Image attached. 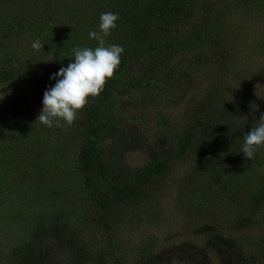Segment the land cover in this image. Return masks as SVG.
I'll return each instance as SVG.
<instances>
[{"label": "trees", "instance_id": "obj_1", "mask_svg": "<svg viewBox=\"0 0 264 264\" xmlns=\"http://www.w3.org/2000/svg\"><path fill=\"white\" fill-rule=\"evenodd\" d=\"M65 1L0 0V87L26 86L42 102L74 51L98 46L90 33L103 12L119 16L105 45L124 52L72 125L36 120L26 142L0 145V264L33 263L29 221L58 218L104 264H166L157 239L133 237L163 215L168 195L188 228L228 237L214 248L225 262L190 252L181 264H264V149L241 153L264 113V57L229 46L234 22L264 14V0H72L61 12ZM141 148L144 163L124 166Z\"/></svg>", "mask_w": 264, "mask_h": 264}, {"label": "rangeland", "instance_id": "obj_2", "mask_svg": "<svg viewBox=\"0 0 264 264\" xmlns=\"http://www.w3.org/2000/svg\"><path fill=\"white\" fill-rule=\"evenodd\" d=\"M71 5L73 6L72 0L65 1L61 4V12ZM74 5V9L80 7V4ZM252 17L253 20H242L241 26L234 22L235 24L232 25L231 30L235 33H231L232 41L229 42V46L230 49L237 48L238 50H243L245 53L248 47L249 55L251 50V54L259 59L258 55L262 54L264 57V14L257 17L252 14ZM234 25L240 26L246 33L241 35V31L237 32L234 30L236 29ZM23 44L24 42H22ZM224 45H227V42H224ZM223 52H220V54L222 55ZM68 64L69 62H65L62 67H67ZM42 107L43 104L38 97V93L26 86L9 85L0 87V109L8 111V113L12 111L17 115L16 119H12L9 115H0V135L9 139L5 143H0V145L7 146L16 141L21 142L28 133L29 126L38 128L36 120ZM180 109V107L177 108V110ZM47 129L49 131V128ZM39 138L40 136L37 137V140ZM23 142H26V139ZM30 143H35V141L30 140ZM43 144L44 141L39 142V145H35L42 146ZM21 146L25 147L28 144L24 143ZM73 147H68L62 153L68 155V163L70 162L71 165L75 163L76 158ZM145 157L146 149L141 148L124 154L122 163L124 166L133 169L143 164ZM61 181L67 187L72 185V181L67 180V177L62 178ZM22 196L24 197L26 194ZM162 203L163 215L151 226L148 225L147 228H143L138 233H135L134 240H139L141 235L145 234L150 239H157V250L160 251V257L166 264H181L184 259H191L189 256L190 252L200 253L202 259L208 263L213 261L211 259L208 260L209 257L214 260L218 259L220 262L226 261L227 258H224V254L214 249L217 245L224 243L219 237L224 236L228 241L225 232L221 231L217 235L216 231H206L209 228L206 226L188 228V216L186 218L183 217V213L178 210L174 196H164ZM36 220L38 219L29 221L28 226V228L32 227L34 230L29 243L31 251H34L36 255L34 262L31 264H104L103 259L98 258L95 260V257L91 256L92 254L87 251L84 242L76 239V234L68 232V228L63 223L62 218L45 221L39 220V223H36ZM53 242H55L54 246ZM227 246L231 250L230 245Z\"/></svg>", "mask_w": 264, "mask_h": 264}, {"label": "clouds", "instance_id": "obj_3", "mask_svg": "<svg viewBox=\"0 0 264 264\" xmlns=\"http://www.w3.org/2000/svg\"><path fill=\"white\" fill-rule=\"evenodd\" d=\"M119 16L114 12H103L100 15V32H91L90 37L98 40L95 48L83 47L74 51L73 62L61 67L52 75L54 85L46 89L43 96V107L37 121L46 126L72 125L77 114L85 108L89 98L98 97L107 81L114 76L121 63L124 48L118 44L105 45V38L117 28ZM39 40L33 42L34 49L41 48ZM241 153L248 160L264 149V113L251 131L244 137Z\"/></svg>", "mask_w": 264, "mask_h": 264}]
</instances>
